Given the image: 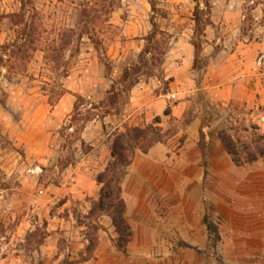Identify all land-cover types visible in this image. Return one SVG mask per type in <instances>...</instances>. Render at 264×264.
Returning a JSON list of instances; mask_svg holds the SVG:
<instances>
[{"label":"rangeland","instance_id":"rangeland-1","mask_svg":"<svg viewBox=\"0 0 264 264\" xmlns=\"http://www.w3.org/2000/svg\"><path fill=\"white\" fill-rule=\"evenodd\" d=\"M21 5L0 0V264H42L47 235L62 252L74 230L85 236L89 222L101 228L98 220H110L105 214L87 217L94 197L66 193L64 171L91 148L81 132L93 119L97 125L108 115L127 118L119 130L153 122L155 116L136 109L134 97L143 90L149 99L170 91L169 76L184 65L186 42L194 49L190 81L183 74L179 85L191 91L181 117L160 115L161 128L173 133L166 152L185 151L193 120L199 121L197 138L200 128L204 136L224 130L241 141L264 132L258 111L215 101L205 89L212 58L233 49L237 39L262 37L264 0H26L24 22L13 24L9 14ZM227 25L238 26L239 34L229 35ZM125 70L129 77L121 81ZM67 92L75 95V106L68 112L63 107L61 119L57 104ZM90 129L87 136L95 127ZM112 132L103 123L101 139L108 141ZM163 201L156 202V215L167 221ZM204 203L210 220L222 223L212 203ZM220 243L213 244L214 253Z\"/></svg>","mask_w":264,"mask_h":264},{"label":"crops","instance_id":"crops-1","mask_svg":"<svg viewBox=\"0 0 264 264\" xmlns=\"http://www.w3.org/2000/svg\"><path fill=\"white\" fill-rule=\"evenodd\" d=\"M256 10L258 7L253 9ZM234 16L239 24L241 12H235ZM229 28L233 29L229 35L240 32L238 26ZM262 31L259 40L237 39L233 49L223 50L211 59L205 74V89L215 101L240 102L264 117V26ZM184 47V65L175 67L169 76L172 78L169 84L173 85L170 91L149 99L143 90L134 97L136 109H142L146 116H160L167 106L172 116L183 115L187 104L184 97L191 90H187V84L184 87L179 83L183 74L190 81L188 68L194 50L188 42ZM215 65L219 66L218 70L214 69ZM74 102L72 93L61 96L57 104L59 118L66 115L63 107L68 112ZM126 120L119 115H108L104 122L93 125L96 121L93 119L83 129L81 137L91 148L64 171L67 180L62 188L66 193L97 197L99 185L95 176L110 158L111 139H101L102 124L106 123L114 131ZM258 125L264 130V123ZM92 126L95 130L87 136ZM198 127L199 121L193 120L187 128L185 151L179 154H168L165 142L155 143L147 152L135 153L122 182L126 217L132 229L125 253L115 246L117 233L112 221L98 220L101 228L89 260L77 262L88 241L84 234L74 230L62 252L52 235L43 239L42 264H218V258L225 264H264V156L251 164L237 166L212 134L204 136L207 147L198 152L199 137L194 135ZM206 200L212 203L214 218L224 220L218 224L221 248L216 253L203 223L209 209L204 203ZM157 201L165 203L169 213L167 221L157 218Z\"/></svg>","mask_w":264,"mask_h":264},{"label":"trees","instance_id":"trees-1","mask_svg":"<svg viewBox=\"0 0 264 264\" xmlns=\"http://www.w3.org/2000/svg\"><path fill=\"white\" fill-rule=\"evenodd\" d=\"M197 2L198 0H193ZM26 0H22L21 10L12 12L9 18L13 24L24 22V6ZM198 20H196L197 22ZM207 21L206 24H210ZM27 23H24L26 26ZM24 26V27H25ZM154 37V31L148 36L149 39ZM196 48V46L194 45ZM146 49L142 51L140 58L143 61ZM133 69L138 70L139 67ZM130 72L125 70L122 74L121 81L129 77ZM171 80V79H170ZM133 83V82H132ZM133 85V84H131ZM79 98V96H78ZM77 98V99H78ZM75 106V104H74ZM163 115L172 116L170 106H167ZM161 117L155 116L153 122L146 126H128L123 130L115 129L112 132L110 142V158L104 168L95 176V181L99 185L98 195L90 199V209L87 217L107 215L112 221V225L117 233L115 246L118 250L125 253V247L132 238V229L126 217V203L122 197V182L127 174V168L131 164L137 151L147 152L155 143L165 142L173 136L170 129L163 130L160 126ZM189 121L186 122L188 124ZM255 130L257 128H254ZM217 138L222 143L225 151L231 157L232 162L237 166L251 164L264 156V132H255L254 137L249 141L234 139L224 130L217 133ZM204 133L202 128L199 129V146L204 148ZM203 223L206 226L208 237L213 244L221 240L217 223L210 220L206 212L203 217ZM87 231L85 238L88 243L84 248V256L81 261L89 260L97 245L96 231L100 226L95 222H89L86 226ZM183 246H189L180 242ZM190 247V246H189ZM218 264H225L220 258Z\"/></svg>","mask_w":264,"mask_h":264},{"label":"built area","instance_id":"built-area-1","mask_svg":"<svg viewBox=\"0 0 264 264\" xmlns=\"http://www.w3.org/2000/svg\"><path fill=\"white\" fill-rule=\"evenodd\" d=\"M261 60H262V55L258 57L257 63L260 64L261 63ZM260 120L264 122V117L261 116Z\"/></svg>","mask_w":264,"mask_h":264}]
</instances>
